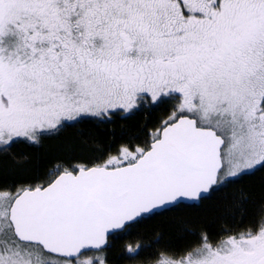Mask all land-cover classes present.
<instances>
[{
    "label": "snow or ice",
    "instance_id": "snow-or-ice-1",
    "mask_svg": "<svg viewBox=\"0 0 264 264\" xmlns=\"http://www.w3.org/2000/svg\"><path fill=\"white\" fill-rule=\"evenodd\" d=\"M156 102L150 142L0 192V264H106L118 231L264 170V0H0V153ZM151 264H264V204Z\"/></svg>",
    "mask_w": 264,
    "mask_h": 264
},
{
    "label": "trees",
    "instance_id": "trees-1",
    "mask_svg": "<svg viewBox=\"0 0 264 264\" xmlns=\"http://www.w3.org/2000/svg\"><path fill=\"white\" fill-rule=\"evenodd\" d=\"M172 110V104L156 102L128 117L71 124L39 145L17 143L10 151L0 153V192L15 194L19 186L54 179L50 173L59 163L97 161L109 150L115 155L122 142L143 146L168 120ZM241 192L247 194V200L236 206ZM262 204L264 170L258 169L218 189L198 205L185 204L146 216L130 229L113 235L101 256L106 264H151L161 251L179 253L193 245L201 231L217 241L225 233L235 234L253 226ZM129 247L136 251L128 252Z\"/></svg>",
    "mask_w": 264,
    "mask_h": 264
},
{
    "label": "water",
    "instance_id": "water-1",
    "mask_svg": "<svg viewBox=\"0 0 264 264\" xmlns=\"http://www.w3.org/2000/svg\"><path fill=\"white\" fill-rule=\"evenodd\" d=\"M185 204H188V202H185ZM122 231H124V230H120V231H118V233H119V232H122ZM114 235H115V234H114ZM106 247H107V246H106Z\"/></svg>",
    "mask_w": 264,
    "mask_h": 264
}]
</instances>
